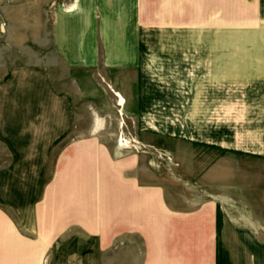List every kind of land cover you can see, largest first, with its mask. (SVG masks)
Wrapping results in <instances>:
<instances>
[{
    "label": "rangeland",
    "instance_id": "obj_1",
    "mask_svg": "<svg viewBox=\"0 0 264 264\" xmlns=\"http://www.w3.org/2000/svg\"><path fill=\"white\" fill-rule=\"evenodd\" d=\"M75 1L0 0V72L44 65L56 14ZM246 1L138 0L143 11L128 36L143 37L144 50H175L143 57L142 88L129 66L117 71L101 59L71 70L48 58L54 84L74 95L79 132L39 164L30 226L17 204L0 202L15 225L9 240L30 247L33 264L61 252L74 264H216V228L227 221L264 243V57L247 56L264 50L248 26L263 10ZM216 30L224 38L211 43ZM218 43L222 58L197 56ZM215 61L224 80L202 91L201 62ZM254 65L257 73H245Z\"/></svg>",
    "mask_w": 264,
    "mask_h": 264
},
{
    "label": "crops",
    "instance_id": "obj_2",
    "mask_svg": "<svg viewBox=\"0 0 264 264\" xmlns=\"http://www.w3.org/2000/svg\"><path fill=\"white\" fill-rule=\"evenodd\" d=\"M246 3L263 10L259 25H248L253 27L249 40H264V0L243 2L244 5ZM142 9L138 0H76L71 8L56 14L53 41L55 49L43 55L44 65L9 64L0 72V202L13 206L17 204L18 217L23 219L25 226H30L33 216L27 202L31 200V188H35L41 180L39 164L46 163L47 155L54 148L55 154H63L65 142L79 132L75 128L78 119L74 95L54 84L46 66L48 58L52 55L61 58L71 70L80 67L94 68L100 64L101 59H104L105 67L117 71L129 66L135 68L136 83L142 88L146 78L141 73L145 64L143 57L175 56V50H144L143 37L139 40L137 34L128 36L133 31L132 28L138 27ZM152 24L153 22L149 25ZM222 31L216 30V39H211V43L223 40ZM233 36L234 34L231 38ZM216 48L217 50L209 51L210 55L206 50H199L197 56L203 62L210 57L222 58L220 54L223 51L219 50V43ZM250 52L252 51L249 50L247 54L250 58L264 57V50L258 51V55ZM147 65L154 67V61H147ZM200 68L201 75H204L201 79L202 91L212 88L207 82L215 86L223 82V76H220L224 74L223 66L218 61H215L212 68L203 66L201 62ZM249 68L251 70L248 69L245 73H257L255 65ZM261 71L264 73V69ZM208 74L210 77L211 74L215 75L210 82L207 81ZM249 79L256 80L255 76ZM259 79L264 87V78ZM209 96L218 97V93H211ZM202 99L205 102L208 93H202ZM124 102L125 99L121 100V103ZM27 172L31 178L28 181V178H24ZM22 178L23 183H18ZM20 185L22 188H19ZM0 219L3 220L0 221V264H33L30 247L26 248V245L22 246L8 238L7 234L15 233L14 230H9L15 229L14 221L10 220L13 217L3 211ZM216 239L221 242L216 243V264H264V243L258 241L251 231L238 228L227 221L224 227L217 226ZM50 264H74V258L71 254L61 252L56 254Z\"/></svg>",
    "mask_w": 264,
    "mask_h": 264
},
{
    "label": "bare ground",
    "instance_id": "obj_3",
    "mask_svg": "<svg viewBox=\"0 0 264 264\" xmlns=\"http://www.w3.org/2000/svg\"><path fill=\"white\" fill-rule=\"evenodd\" d=\"M121 100H122V101H124V99H123V98H122Z\"/></svg>",
    "mask_w": 264,
    "mask_h": 264
}]
</instances>
